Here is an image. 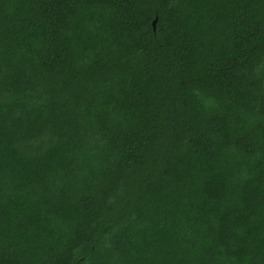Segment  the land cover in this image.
I'll return each mask as SVG.
<instances>
[{
    "label": "trees",
    "instance_id": "trees-1",
    "mask_svg": "<svg viewBox=\"0 0 264 264\" xmlns=\"http://www.w3.org/2000/svg\"><path fill=\"white\" fill-rule=\"evenodd\" d=\"M0 264H264V0H0Z\"/></svg>",
    "mask_w": 264,
    "mask_h": 264
},
{
    "label": "water",
    "instance_id": "water-1",
    "mask_svg": "<svg viewBox=\"0 0 264 264\" xmlns=\"http://www.w3.org/2000/svg\"><path fill=\"white\" fill-rule=\"evenodd\" d=\"M157 20H158V19H155L154 22H153L154 29H156V23H157Z\"/></svg>",
    "mask_w": 264,
    "mask_h": 264
}]
</instances>
